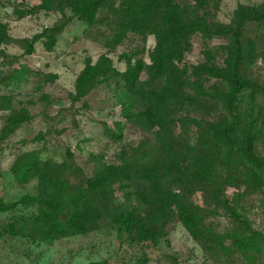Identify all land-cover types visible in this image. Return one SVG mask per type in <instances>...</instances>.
<instances>
[{"label":"rangeland","instance_id":"obj_1","mask_svg":"<svg viewBox=\"0 0 264 264\" xmlns=\"http://www.w3.org/2000/svg\"><path fill=\"white\" fill-rule=\"evenodd\" d=\"M64 1L52 0L44 9L39 0H0V264H264V0H92L93 23L80 20ZM180 24L176 66L192 96L172 114L177 144L170 150L156 145L155 128L120 117L115 81L127 65L156 57L157 30ZM95 63L107 64L114 74L73 99L79 72ZM231 65L262 87L252 114L242 115L254 119L251 149L260 166L252 178L239 162H226L197 125L219 119L213 98L225 90L220 76ZM160 78L148 84L142 70L138 81L156 91ZM245 106L240 104V112ZM103 123L120 139L103 133ZM193 142L209 154L213 184L199 185L192 176L179 182L183 170L166 167L156 179L163 187L152 197L144 180L134 178L165 154L175 158L183 150L194 160L185 150ZM31 151L42 162L66 164L58 177L63 184L50 197L48 190L41 196L36 172L14 175ZM124 162L132 166L131 180L112 177L105 194L98 191L103 186L92 191L97 164ZM170 192L197 207L196 237L181 225L175 208L180 197ZM76 202L85 207L81 217L92 223L87 231L64 233L67 207ZM158 205L171 211L153 227L155 240L138 239L135 221L128 230L113 222L118 209L133 210L137 219ZM55 208L60 229L50 231L45 221L35 226V217Z\"/></svg>","mask_w":264,"mask_h":264},{"label":"trees","instance_id":"obj_2","mask_svg":"<svg viewBox=\"0 0 264 264\" xmlns=\"http://www.w3.org/2000/svg\"><path fill=\"white\" fill-rule=\"evenodd\" d=\"M62 1V0H60ZM92 0H65L64 5H68L71 11L79 15L80 20L86 23H93L95 8L90 4ZM52 0H39L41 4L40 8H48V5ZM63 6H59L58 9L62 10ZM260 20L262 18H255ZM172 25L178 24L172 20L169 21ZM181 24L175 28L174 26L169 27L168 30L164 29L163 32L160 30L156 31V39L158 42V49L155 58H151L149 64H143L141 61L135 62V64L127 65L125 70L121 72L120 78L115 81V89L118 90V96H116L117 103L119 105V115L122 119L127 122H136L142 125L145 129L151 130L155 128L153 133V140L157 146L167 147L170 150H175L174 145L177 144V140L174 142L175 135L172 130V124L174 118L172 114L179 108L180 105L185 106L188 98L191 99L190 93L184 91L183 86H186L184 79L181 77L180 72L177 71V48L173 45L178 44L176 35L180 33ZM39 35L37 36V38ZM32 47H28V52L31 51ZM175 57V59H174ZM145 70L147 74V81L150 84V80L153 78H160L159 87L156 91H152L149 85H145V82L138 81L139 73ZM113 72V73H112ZM115 71L110 69L107 64H103L102 67H98L97 63L87 65L81 70L75 80L73 99H77L84 96L87 91L95 86L106 82L107 79L114 74ZM226 74H221V80L224 81L225 90L219 94L217 98H213V102L217 104V108L220 112V117L214 122L210 121H198L202 133L210 138L213 146L219 147L222 152L226 155V162L233 163L239 162L244 170L247 171L245 176L247 178L255 177L257 167L260 166V160L258 156L254 155L251 149L254 130H253V118L244 119L243 113L252 114L251 110L254 107L256 97L262 93L261 89H257L251 81L242 79L236 72L235 66L231 65L230 68L226 69ZM110 73V74H108ZM155 76V77H154ZM101 77V78H99ZM144 85V86H143ZM240 104H245L244 111L240 112ZM140 109L143 111L141 112ZM143 119H142V118ZM19 119L18 121H20ZM17 121V122H18ZM15 122V124H17ZM104 124V123H103ZM103 133L109 134L115 140L120 139V134H115L111 128L104 124ZM113 128L121 131L120 123L115 121ZM113 129V130H114ZM200 131V135H201ZM161 147V148H162ZM136 148H134L135 150ZM183 149V148H182ZM185 150L193 155V158L184 156L183 150L178 153L175 158H169L167 154L162 159H156L154 166L150 164L147 167L142 168V176L134 175V178L144 180V187H146L152 193V197L158 196L160 188L163 184L158 182L157 177L162 178L160 175L161 170L163 173L167 167L169 172L178 173L183 170L182 174L177 177L180 178L186 176H192L196 183L199 185H210L212 183L211 175V163L206 165L209 154L203 149L197 148V145L193 142L189 146L185 145ZM193 151V153H192ZM224 160V161H225ZM18 164V172L14 175L15 177H29L28 172H36L38 190H40L41 196H44L46 190H48V196L52 195V190H58L62 186V182L58 179L60 172L66 169L64 162L53 163L50 161H44L39 157V154L35 151L24 153ZM178 166L175 169V165ZM182 164V166H181ZM123 166L115 165H101L97 164L94 169V177L89 183L92 191L99 187V193L105 194L104 189L108 185L107 182L114 177L118 179L125 175L126 179L131 180L132 166L128 163ZM206 165V166H205ZM122 169L121 173H116L117 170ZM190 170V171H188ZM191 172V173H190ZM17 175V176H16ZM183 181V180H182ZM181 182V181H179ZM196 184V185H197ZM93 185V186H91ZM136 187V185H133ZM153 190V192H152ZM47 194V193H46ZM134 194L138 195L137 192ZM170 197L178 198L179 194L169 193ZM213 196L215 197L214 193ZM129 197V195H127ZM144 195V199H145ZM180 197V196H179ZM169 198V197H168ZM157 199V198H156ZM183 196L180 197L179 201H175L176 209L178 210V217L181 225L188 231L192 236L196 237L200 232L196 227V221L198 218L197 207L192 205L190 202H183ZM150 204V203H149ZM70 210V214L67 217L68 221L66 227H62V232L66 233L67 230H79L87 231L90 222L87 217H81L82 209L78 203H71L67 207ZM117 210V209H116ZM60 208H55L50 213L43 211V216H37L34 219L35 226H39L42 221L46 222L47 227L50 231L60 229V222L56 220ZM88 211L95 215V209H88ZM169 211V212H168ZM168 207L156 206L153 211L149 213L145 211V215L137 219L134 217V211L124 212V210L118 209L114 215L113 222L118 228L125 227L129 229L130 224L135 221L138 226V233L141 235L138 239H156L158 232L153 227L160 221H164V218L168 217ZM29 233H38L33 231L29 227ZM61 232V233H62ZM153 232V234H152ZM47 233V232H44ZM39 234V233H38Z\"/></svg>","mask_w":264,"mask_h":264}]
</instances>
